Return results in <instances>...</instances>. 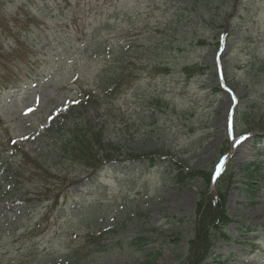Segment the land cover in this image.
<instances>
[{
    "label": "rangeland",
    "instance_id": "obj_1",
    "mask_svg": "<svg viewBox=\"0 0 264 264\" xmlns=\"http://www.w3.org/2000/svg\"><path fill=\"white\" fill-rule=\"evenodd\" d=\"M0 41V264L183 262L202 181L170 162H222L234 222L211 256L264 264V0H0ZM110 74L121 94L79 118L120 161L92 174L56 132Z\"/></svg>",
    "mask_w": 264,
    "mask_h": 264
},
{
    "label": "trees",
    "instance_id": "obj_2",
    "mask_svg": "<svg viewBox=\"0 0 264 264\" xmlns=\"http://www.w3.org/2000/svg\"><path fill=\"white\" fill-rule=\"evenodd\" d=\"M6 52L11 54L9 48ZM3 54L2 43L0 41V57ZM122 70V67H121ZM101 85L98 86L97 92H82L79 94L78 102L74 104L69 113V119L73 121L66 127L58 129L60 132L59 153L62 161H75L82 165L86 170L96 173L103 163L120 161V148L113 146L105 139L103 128L94 126V122H83L79 116L84 112H95L98 114L103 105H108L116 100L121 94L123 76L105 77ZM129 83V82H128ZM127 83V84H128ZM95 106H98L95 108ZM76 116V117H74ZM124 158L128 160L147 159L150 165H154L155 153L142 155H129ZM121 160V161H124ZM173 171H177L174 177L176 183H186L188 181H202V189L198 195L195 207V219L193 227V238L188 242V256L183 262L178 264H202L210 258V251L218 241L229 240L226 236V228L234 222V219L228 214L226 202L229 193L232 190L234 181L232 173L228 170L214 183V189H211V172L210 171H190L183 172L181 166L173 163L167 164ZM244 176L247 178L245 186L250 191L258 190V185L262 182L254 181L257 176L255 173L260 172L258 167L250 169L245 167ZM264 186L259 187L263 188ZM251 192V191H250ZM252 193V192H251ZM215 264L219 262L212 260ZM145 264H156V260L146 262Z\"/></svg>",
    "mask_w": 264,
    "mask_h": 264
},
{
    "label": "snow or ice",
    "instance_id": "obj_3",
    "mask_svg": "<svg viewBox=\"0 0 264 264\" xmlns=\"http://www.w3.org/2000/svg\"><path fill=\"white\" fill-rule=\"evenodd\" d=\"M233 99H235V97H233ZM76 103H79L78 101H75ZM29 111H32V109H29ZM222 167V162H221V166ZM219 174V171L217 172V175Z\"/></svg>",
    "mask_w": 264,
    "mask_h": 264
}]
</instances>
